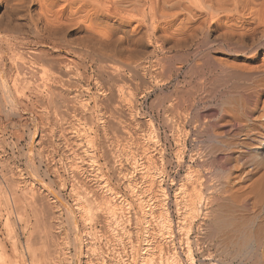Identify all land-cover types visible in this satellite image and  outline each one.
I'll return each mask as SVG.
<instances>
[{
    "label": "rangeland",
    "instance_id": "obj_1",
    "mask_svg": "<svg viewBox=\"0 0 264 264\" xmlns=\"http://www.w3.org/2000/svg\"><path fill=\"white\" fill-rule=\"evenodd\" d=\"M224 20L227 22L226 19H224ZM24 31L25 30H23L21 32V34L24 36V38L25 37L31 38V36H33L32 34H28V35L25 34L24 35L23 33H26L27 30H26V32H24ZM0 32L2 35L6 34L5 36L13 34V32L12 33L10 32L11 33L10 34L9 32H5L4 30H2ZM17 34H19V33H17ZM22 35H20V36H22ZM212 36H213L212 34L203 36V38L200 36L199 39H197L193 42V44L195 46L193 44H191V45H188L187 47L179 49L181 52L179 50L177 52L174 51V52H172L173 57L170 56V55H172V53H169V55L168 54L163 55L161 53H159V54L156 53L159 57L164 58V61H162V65L165 64L166 60L167 61L169 60L168 62L166 61V64L164 65V67H170V70H169V68H166V69H168V73H167V70L165 69L166 72H164L161 75V77L163 79L161 77H159V80H156L155 78H150V76H148V80H150V83L153 81L151 84L152 91L151 90L149 91V89L146 88L147 87L146 85L148 83L142 84L143 81L140 82L141 81L140 79L139 80H133V83L137 81L136 83H134L136 85H140V83H141V86L143 85L142 88L144 89L143 91H141L142 90L141 86H138L141 89L140 88L138 89L137 96H139V97L141 96V97L139 98L136 96L137 105H138L136 113H135L136 117H138L137 118L138 119L137 124L135 122H133L134 124L132 123L133 124L132 125L129 122V119H131V118L128 115L126 118L125 113H124L125 115H123V113L117 114L115 112L118 115V116H116V114L114 113V110H113V113L107 111L108 114L110 113L109 114L110 121H111L110 126L106 127L107 129L103 128L104 131L102 128H99V127H96L97 129L95 128L97 133L99 132L98 138H100L102 136L101 137L102 140L106 139L107 140V141L105 140L106 143L108 142L107 144L110 145V148L112 147L111 148L112 150H114L113 153H114L115 157L117 156L116 157L117 159L122 160V165H120L119 169H117L118 170L117 174H116V172L112 173V170H110L111 171L110 172L107 169V167H105V165L103 166L104 161L100 160L98 153L96 154L95 150L93 149L94 147H92V145L89 144L87 139L85 138V135H87L86 132L87 133L89 132L88 135L91 134V136H94V132L91 131L92 132L91 133L89 131L90 128H88V127H89V125L90 126L92 125V123L90 121H93V123L98 122V121H94V119L95 120L98 119V117L100 116L99 115L100 111H98L99 108H97V109L95 108L96 110H94L95 111L94 112V119L93 118L91 119L90 113L87 110H85L82 105H84L83 102H85V104L87 103L88 105H90L89 108H91V109L94 108L95 104L98 103L96 96L94 97V95L97 93L96 89L100 88V85L97 86V84H95L94 82L90 86H88L86 83H85L86 85L84 83H79L80 86L77 84V86H75V87H77V89L75 87H73V88H74V91L75 90L78 91V93H79L78 97L79 98L77 99V102L75 101L76 103L74 102L75 104L72 103L73 104L72 105L68 96H66V95L68 94V92L73 91V88L71 86H69L68 83L66 84L62 81L60 83V81H58V80L55 81V79H53L55 76V71L52 72L53 70L50 69L47 65L38 66L37 71L39 73L37 71H35V72L39 78H37V76H36V78L30 79L29 75L32 74L31 70H33V69L29 68V65H26L28 68L26 66H24V67L22 66L24 63V59H22L20 57L14 58V56H12V57L9 56L8 60H6V62H5L6 63V73H7V75H9V76L6 75V77H7L6 79L9 80L6 82V84H9L8 86L6 85L7 86L6 88L10 87V89L8 88L7 90L9 91L10 94L12 92L13 93H12V95H10L8 97L10 102L8 101V99L6 97H5L6 99H4V97H1V95H0V97L3 99L2 100L0 98L1 99L0 106L2 105L0 107V111H2V109H3V111L6 109L4 112H2L4 115L3 114L1 115V112H0V188H1L0 189V191H1L0 192V203L2 202L1 203L2 207L4 205L3 208L0 206L1 207V209H0V241H1L0 242V255L6 254L5 256L1 255L2 257L4 256L5 259H6V257H9L6 260L7 263L9 262L8 264H14V263L15 264H139L140 260H141L140 259L141 258L140 253L142 252L141 247H143L144 242H145V241H143V240H145V238H144L145 236L143 234L145 230L143 229V227H147V225H148L149 235L151 234L149 239H152L153 242L156 241L155 242L156 244L157 243L161 244L162 242H164V243L166 242L167 243L166 248H168L167 250H169V251H166L168 256H172L173 251H174L172 249V247L174 245V248H176V253L180 254V255H177V254H175V255L178 257V259L180 258L182 260L181 264H187V262H188V258H187L188 257V255H187V250H188V247H187V241H188L187 240L188 239L187 238L188 237L187 231L189 230L188 229L189 224H188L187 228L185 226H183V225H186L187 223L184 224V220H183V219H185V215L183 214L184 209L182 211L181 206H177V202L180 199V198H178L179 194L175 195V193L178 192L177 187H179V185H180L179 183L186 180V178L184 176L188 175L189 167L194 168V166H196V165H197L196 169L198 171H200L202 175L205 173L207 175V177L210 174H212V176H213L214 175L213 172L215 173V175H214L215 178L212 177L214 179H217V177L221 178L224 174L222 171H220V170H222L221 169L222 164L218 161H214L215 163H213V159L206 156V154H208V151H210L212 148H215V146L217 144L216 140H215L216 137L215 136L213 137L214 132H217V130H216L217 128L215 129L212 126L214 124V121H216L217 118L214 119V117H213V119L210 120L211 121L210 123H212V125L210 123H206V125L209 124L210 128H212L214 130H212L210 128L203 129V133L201 132L202 134L200 133V136H199V133H197V132L195 133L190 125H188V126L185 125L186 126L185 127L183 124H181L178 121V117L181 118V116H179V113H180V115H182V117L186 113V111H184L185 113H183V110H182L183 105H181V104H183L182 102L185 101L186 99L187 100L185 102H187V101L189 102V100H188L189 97H190L189 99H193L192 97H197V99L199 100V103L196 105V107H195L196 109L195 108L193 109L196 113H194V111L192 110L189 117L190 116L194 117L195 115L197 116L198 113H202L201 115L199 114L200 117L199 116H197V117L203 119L204 116L209 117V116H207L209 114L219 113L221 111L220 109H222L224 106L227 107L229 105L227 103L229 100H230L229 103L231 105L234 103L235 104H241V102L244 99V98L242 99L241 95H243V97H244V91H246L245 89L248 87L247 85L250 84V83H247V81L244 82V80L240 81L238 79V81H237L236 79H231L229 77H228L229 78L228 79L227 76H224L220 72V70L219 71L217 70L218 68L216 69V65L214 63H213V65L207 64V63L212 64V61L210 60V62H209V59L206 57V55L208 54V50H209V53H211L210 55L216 56V58L221 57V58H223L222 60H226L229 63H236L237 62L236 64L243 65L245 62L244 58L243 57H237L238 55H235L236 53L234 51L233 52H227L226 49L223 50L222 48H220L221 46L214 42L215 38ZM207 41H210V43ZM206 43H209V44L206 45ZM210 45H212V46H210ZM193 46H194V48H193ZM199 47H201L200 50H199ZM206 47H207V49H206ZM204 48L206 49L207 53H203V51L205 52ZM218 48L220 49V51L218 50ZM187 49H188V51H187ZM195 50H197V52H195ZM222 50L224 51V55L222 53ZM199 51L200 52L202 51V52L199 53ZM213 51H215V52H213ZM187 52L190 53V57H188L189 53L187 56ZM218 52H220V53H218ZM196 53H198V54H196ZM177 54L181 55V56L183 55V56L182 57L180 56V58L178 56L179 59L175 58L177 56ZM200 54L204 55V56H198ZM167 55H168V57L170 56V58H172V59H170V58L168 59ZM184 56H187V57L185 58ZM194 56H196V57H194ZM165 57H166V59H165ZM203 57H205V59ZM11 58H13V60ZM183 58L185 59V61L183 60ZM194 58H195V60H193ZM186 59H187V61H186ZM69 60H71V57H70V59L67 58V61H69ZM199 60H202V62L204 64H201V65L198 64ZM204 60H206V61H204ZM229 60H231V61L234 60V61L231 62ZM235 60H236V62H235ZM173 61H175V62H173ZM183 61H184V63H183ZM180 62H182V63H180ZM200 62L201 61H199V63ZM205 62H207V63H205ZM172 63L175 64L174 67L170 66V64L173 65ZM19 64H20V66H22L24 68L23 70H20L21 67H19L20 74L17 72V68H18L17 65H19ZM194 64H196V65L194 66ZM166 65H169V66H166ZM189 65H191V66L189 67ZM202 65H203V67H202ZM179 66L180 67L182 66V67L179 69ZM82 67H84V66L81 65V66H79V68H77L74 65H72L70 70H72L75 73L76 72L79 73L80 71H81V73L83 71L85 72V69ZM45 68H46V70H45ZM177 68L179 69L178 74L176 72L178 70ZM8 69L11 71L12 74L14 72L15 73L12 75ZM11 69H13V70H11ZM28 69H31V70L29 71ZM78 69L80 70L79 72H78ZM188 69H190V71ZM197 69H198V74L196 73ZM212 69H216V70H213V74H212ZM186 70H187V72H186ZM210 70H211V72H210ZM22 71H24V72H22ZM181 71H183V72H181ZM193 72H195V73H193ZM201 72H203V74ZM167 74L171 75V76L169 75L171 77V79H170V77L167 76ZM214 74H216L217 76ZM10 75H12V77H10ZM203 75H204V77H203ZM177 76H179V78ZM47 77H49V79ZM172 77L174 80L172 79ZM220 77H223V78H220ZM203 78H205V79H203ZM216 78H218V79H216ZM151 79H152V81H151ZM166 79H167V81H169V80L170 81L167 82ZM194 80L197 83L198 82L199 83L197 84ZM229 80L232 83V85L230 82H228ZM157 81H160V83H158ZM181 81L183 82V84ZM226 81L229 84L225 83ZM178 82H179V84H178ZM189 82H191L192 84ZM208 82H209V84H208ZM100 83H102V82H100ZM144 83H146V82H144ZM56 84H57V86H56ZM110 84H113V82L108 81L107 85H110ZM202 84H203V86H202ZM235 84H236V86H235ZM237 84H238V86H237ZM11 85H12V87H11ZM94 85H95V87H94ZM102 85H104V83ZM192 85L196 86L197 88L194 86L191 87ZM199 85H200V87H199ZM217 86H218V88H217ZM27 87L28 88L30 87V88L28 89ZM49 87H50V90H48ZM87 87L91 88L93 93L95 92L94 94L92 93L93 94V95H91L92 97L89 94H86L87 93L86 91L88 90ZM202 87L204 88V90ZM240 87H242V89ZM0 88H1L0 89V92H1L2 91L1 80H0ZM53 88L55 90L57 88V90L58 91L60 90V92H57V90L55 91ZM187 88H189L190 91L191 90L192 91L194 90V91L188 92ZM193 88H195V89H193ZM200 88H201V91H200ZM231 88H233V89H231ZM67 89H68V91H67ZM215 89H216V91H215ZM35 90H37V91H35ZM196 90H198V91H196ZM206 90H208L207 93H205ZM42 91H43V93H42ZM51 91H53V92H51ZM63 91H65V92H63ZM148 91H149V93H147ZM176 91L179 93H177ZM183 91H184V94H185V92H188V93L184 95L182 93ZM180 92L182 93V96L184 95L183 96L184 98H186V96L188 98H186V99L182 98V100L184 99L183 101L180 100V98L182 97V96H180L181 95ZM212 92H214L215 95ZM81 93L83 96H81ZM193 93H195L196 95L198 94V95L195 96V94H193ZM225 93L228 95H225ZM38 94H40V95H38ZM188 94H190V96ZM200 94L202 96H200ZM16 95L18 97H20V99L18 97H16ZM235 95L236 96L239 95V98H238V96L236 97ZM62 96H64V97H62ZM10 97H11V99H10ZM177 97H179L178 99L180 100L181 103L176 102V100L178 101ZM13 98H15V99L13 100ZM50 98H52L53 101ZM88 98H89V100H88ZM203 98H205V100ZM236 98H237L238 102H237ZM263 98L264 97H262V99ZM42 99H44V100H42ZM79 99H80V101H79ZM206 99H208V100H206ZM231 99L233 100V102ZM11 100H13V101H11ZM174 100H175V102H173ZM225 100H227L226 103H225ZM36 101H38L40 103H38ZM81 101H83V102H81ZM90 101H91V103H90ZM170 101H172V103ZM1 102L3 104H1ZM80 102H81L82 108H81V106L79 108ZM221 102H222V104H221ZM8 103H10L11 105ZM26 103L28 105H26ZM52 103H55V106ZM65 103L67 104V106ZM174 103L176 106L174 105ZM219 103H220V105H219ZM70 105H71V107H70ZM91 105H93V107ZM167 105H168V108L166 107ZM177 105H179L182 108L179 109L180 107L179 106L177 107ZM221 105H223V106L220 107ZM170 106H171V108H169ZM165 107H166V109H165ZM174 107H176L177 110L179 109L180 111H176L177 113L175 112L173 114L172 111L176 110ZM70 108H72V109H70ZM73 109L75 110V113L73 112L74 111ZM163 109H164V111H163ZM170 109H173L169 113L171 115L173 114L172 116L167 115L168 113L166 112V111H169ZM200 109L202 110V112L200 111ZM82 110H85V112ZM139 110H140V112L141 111L142 112L140 113ZM67 111H69V112L67 113ZM157 112H158V114H157ZM206 112H207V114H206ZM97 113H99V114H97ZM204 113H205V115H204ZM81 114H82V116H81ZM84 114H85V116H83ZM114 115L116 116L115 120H117V121L114 120V117H115ZM177 115H178V117H177ZM185 115L188 116V114H185ZM74 116H76V117L74 118ZM87 116H90V117H87ZM121 116H124V117H121ZM164 116H166V117H164ZM84 117L88 118L89 120L91 119V120L88 122V119H87L86 123L87 122L88 123L86 124L85 123L86 119ZM111 117H113V119H111ZM174 117H176V119ZM164 118H167L168 120L167 119L165 120ZM113 121H115V122H113ZM130 121L132 122V120H130ZM150 121H151V123H150ZM167 121H169V122H167ZM174 121H175V123L178 124V125L175 124V126H177L179 128L183 127V129L182 128L179 129L175 126L173 128L174 123H172V122H174ZM261 121L262 122H260L259 124L263 123V120H261ZM147 122H149L151 124V126L153 124L152 122H154L155 125L153 124V126H152L154 128H152L150 126V124ZM164 122H166V123H164ZM170 122L172 124H169ZM114 123H115V126H112ZM128 123H129V125H128ZM167 123L169 125H167ZM111 126L116 127L115 128L116 133H115V129L114 130L112 129L114 132L112 130H109V129H111ZM167 126L169 128H170V126H172V127L170 129H168ZM262 128L263 127L260 126V130H256L253 132L250 131L251 135L253 133V136L249 135V137L245 135V133H246L245 131H242L240 133V135H238L239 136L238 138H237V136H236V138L234 137V141H237V140H239L241 142L245 141L246 143H251L252 145L257 146L259 143L258 139H260L259 138L260 135H264V130H263L264 128L263 129ZM85 129H86V131H85ZM176 129H179V132ZM206 130L209 131L210 134ZM111 131H112V133H111ZM204 131H206L208 134ZM193 132H194V135H193ZM250 132H249V134H250ZM254 132H255V134H254ZM104 134L106 135L105 139H104V136H105ZM81 136H83V137H81ZM209 136H211V137L209 138ZM245 136L248 138V140ZM250 136L252 137V139ZM192 137H194V138H192ZM98 138H96V139H98ZM213 138H214V140H213ZM69 139H70V142H69ZM73 139H74V141H73ZM78 140L81 142H79ZM210 140H211V142H210ZM252 141H253V143H252ZM73 142H75V143H73ZM212 143H214V144H212ZM212 145H214V146H212ZM75 146H77V147H75ZM217 146H218V144H217ZM76 148L78 149L79 152L78 151L75 152V150H77ZM81 148H82V150H81ZM85 150H87L88 152ZM81 151L83 153H81ZM84 152H85V154H84ZM93 152L95 154H93ZM88 153L89 154L91 153L93 157H96V158H94L95 161H91L94 159H92L93 157L91 155L89 157ZM195 153H196V156H198V158L196 160H193V156L195 157ZM197 153H199V154L197 155ZM200 154H202V157L200 156ZM203 155H205V156H203ZM88 157L91 160H89ZM204 158L207 161V163H206V161L205 162L203 161ZM198 159L202 160V162ZM210 159L212 160V162L210 161ZM132 160H134V161H132ZM90 161H91V163H90ZM92 162H94V163H92ZM96 162L98 163L97 164L98 166L96 165ZM239 162H241V161H239ZM239 162L237 163L234 161L233 164L239 165L240 164ZM201 163H203V164H201ZM204 163H205V165H204ZM206 164H207V166H206ZM72 165H74V166H72ZM75 165L78 167L74 168ZM80 166H82V167L80 168ZM239 166H242V163ZM96 167L97 168L100 167V171ZM72 168H73V170H72ZM55 170L57 173L61 174L60 179L58 177V174L55 172ZM80 170H81V173H80ZM217 170H218V172H217ZM73 171H76V172H73ZM205 171H207V172H205ZM90 172H92V173H90ZM220 172L222 174H220V177H219V175L217 176V174ZM115 174H116V176H115ZM147 174L148 175L150 174L151 176L150 175L148 176ZM93 175H94V177H93ZM36 176H37V178H36ZM62 176H63V178H62ZM97 176H99V177H97ZM101 176H103V177L101 178ZM81 177H82V179H79ZM4 178H7V180L3 181ZM98 178H100V179H98ZM150 178L154 179L156 183L158 181L159 184H157V185L160 187L156 186L157 189L155 188L152 191L150 184H149L151 181ZM81 180H82V182H81ZM100 180L102 181L103 184L101 183ZM5 181L7 182V184ZM12 181H14V183ZM71 181L73 182V185L74 184L77 185L78 183L80 185L78 184L75 188L74 187L75 185L73 186ZM75 181H76V183H75ZM85 181L88 184V186L90 187L89 190H91V192H89V190H88V192H85L87 190V189H84V188H86V186L83 187L84 186L83 182L85 183ZM89 182H91V184ZM97 182H99V183H97ZM13 184L16 186L15 189H13L14 188ZM98 184L101 186H99ZM47 186H49V187H47ZM78 186H79V188H78ZM81 186L83 188H81ZM91 186H93L92 189H91ZM10 188H12V189H10ZM72 188H74L73 190H75L76 192L74 191V193H73ZM77 188H78V190H76ZM163 188L166 190L167 194L169 193L167 196L162 195V190H164ZM82 189H84L85 191ZM93 189L96 192H100V191H102V192H100L98 194V193L92 191ZM110 189H112L111 191L114 192V194L110 191ZM10 190L12 193L10 192ZM16 190H17V192L14 193L13 191H16ZM52 192L56 193L57 195L59 194L58 195V197L60 196L59 199H55L54 194ZM110 192H111V195H110ZM92 193H93V195H92ZM11 194H12V196H11ZM14 194L17 196L18 195H22V196L21 197L18 196V198L17 197L13 198V196L15 197ZM94 194L95 195L98 194L101 196H98V195L95 196ZM103 195L105 198L107 196H109L110 201L105 200V198H103ZM39 196H41V197H39ZM7 197H8V199H6ZM38 197L40 198V202H39V199H38V201L36 199ZM87 197H88V199H86ZM90 197H93L94 199L90 198ZM89 198L94 200V201L97 198L96 200L99 203H103L104 200L106 202L108 201L109 203L111 202L110 207L109 208L107 207V206H109V204L108 205L101 204L102 206L97 209L96 208L97 206H95V204L97 202L95 201V204H94L93 203L94 201L92 202V200H90ZM4 199H6V200H4ZM14 199H16V200H14ZM101 199H104V200H101ZM7 201L10 203H8ZM42 201H43V203H42ZM105 201H104V203H105ZM175 201H177L176 204H175ZM47 202L49 205L47 204ZM76 202L79 205L81 203L82 206L81 205L79 206ZM88 202H89V204H88ZM5 203H8V204L6 205ZM86 203L88 204L87 206H86ZM40 204L42 206H40ZM64 204H66V205H64ZM90 204H91V206H90ZM8 205H10L11 207ZM50 205L52 206V209L50 208L51 207ZM6 206H8L9 209ZM47 206H49V207H47ZM83 206L85 208H88V209H84ZM164 206L168 212V215L170 214V218L172 221L171 222L172 223V230H171L172 233L170 235L168 234L170 237H168V235H166L167 234L166 229H165V227L162 226V223H161V219L163 217L162 212L164 211ZM77 207H80V208L82 207L87 212L84 211L83 209L79 211L80 208H77ZM178 207L180 208V210H178L179 209ZM91 208L93 210H91ZM111 209H112L113 213L111 212ZM69 210H70V212H73V213H70ZM109 210H110V212H109ZM89 211H91V212L89 213ZM150 216H152V217H150ZM202 216L204 219L202 218ZM205 216H206V218H205ZM205 216H204V214L199 215L198 219L194 220V224L192 226L193 228L190 231L191 235L189 236L190 237L189 243L192 242V244H190L192 254L195 257V259L197 260V262H198L197 264H204V263L208 264L210 262H214V261H210L209 258L206 257L207 253L205 252V248H207V247L206 246L203 247L202 245H199L198 243L200 241H197V240H200L204 235L205 236L207 235L206 237H210L212 235V237L214 236V239L218 238L219 240H221V238H225V236H224L225 234L219 233L218 235H213V234H215V231H216L215 225L212 222V221H214V217H213V215H208V216L205 215ZM141 217L143 219L146 218V220H148V218L149 219L151 218V220H149V221L145 220L146 221L145 222ZM140 218L142 220H140ZM207 219H208V221H207ZM181 221H183V222H181ZM205 221H207L208 224ZM140 222H142V223L140 224ZM148 222H150V224H148ZM199 222L200 223L205 222V223L200 224ZM210 223H213L212 224L213 228L207 227V226H209ZM139 225L140 226L143 225V227L141 228ZM201 225H202L203 229L202 228L200 229ZM198 226H200V227H198ZM210 226H211V224H210ZM140 228H141V230H140ZM210 228L213 230L211 231ZM135 230H136V232H135ZM11 233H12V235H11ZM136 233L138 235H136ZM12 236H13V239H10V238H12ZM163 236H165L166 239H164ZM142 238H144V239H142ZM12 240L15 242V244ZM167 240H169V241H167ZM215 240H217V239H215ZM137 243L139 244V247H138ZM1 244L3 246H1ZM170 245H171V247H170ZM50 246H52L53 248ZM140 248H141V251L138 250ZM166 248H165V250H166ZM134 250H136V251H134ZM170 250L171 251L173 250V251L171 252ZM137 252H139V254ZM223 252H225L226 255L228 253L227 256L225 255V253L223 255L224 261H226V260L228 261V259H230V256H232L235 251H234L233 247H230V248H224ZM142 253H141V256L143 255ZM203 253L205 255H203ZM229 253H230V255H229ZM176 256H174V257L176 258ZM2 257H0V258H2ZM135 259H137L139 261V263H137V260H135ZM176 260H177V258H176ZM36 262H38V263H36ZM174 262H175V259H174ZM174 262H173V264H174ZM7 263H5V264H7ZM225 263L226 262H224V264ZM175 264H178V263H175Z\"/></svg>",
    "mask_w": 264,
    "mask_h": 264
},
{
    "label": "bare ground",
    "instance_id": "obj_2",
    "mask_svg": "<svg viewBox=\"0 0 264 264\" xmlns=\"http://www.w3.org/2000/svg\"><path fill=\"white\" fill-rule=\"evenodd\" d=\"M224 19H226L227 22ZM2 30H4L5 32H9V33L13 32V34L10 33L11 35L7 34L9 37L5 36L6 34H3L4 35L3 36L0 32V80H1V84H2V91L0 92V95H1V97H4V99H6V98L8 99V97L10 95H12V93H13L12 92L10 94L9 91L7 90L8 88L10 89V87L6 88L9 85V84H6V82L9 80L6 79L7 73H6V63L5 62H6V60H8L9 56L10 57L14 56V58L20 57V58L24 59V63L22 66L24 67L26 65H29V68L33 69V70L28 69L29 71L31 70V72H32V74L29 75L30 79L36 78L37 75H36L35 71H37L38 66L47 65L50 69L53 70L52 72L55 71V76L53 78V79H55V81L58 80V81H60V83H61V81L66 83V84L68 83L69 86H71L72 88L77 86V84L80 86L79 83H84V84L86 83L88 86H90L94 82L95 84H97V86L100 85V88L96 89L97 93L94 95V97L96 96V99L98 101V103L95 104L94 108H92V109L89 108L90 105H88L87 103L85 104V102L81 101L84 103V105H82L83 108L90 113L91 119L92 118L94 119V112H95L94 110L99 108L98 111H100V114L97 113L100 115L98 117V119L97 120L94 119V121H98V122L93 123V121H90L91 119L89 120L88 118L84 117L86 119L85 123H86L87 119H88V122L90 121L92 123L91 126L89 125L90 123L88 124L89 125L88 128H90L89 131L94 132V136H91V134L88 135L89 132L88 133L86 132L87 135H85V138L87 139L88 143L91 144L92 147H94L93 149L95 150L96 154L98 153L100 160L104 161L103 166L105 165V167H107V169L109 171L112 170V173L116 172V174L118 172L117 169H119V166L122 165V160L117 159L116 158L117 156L115 157V155L113 153L114 150L111 149L112 147L110 148V145L107 144L108 142L106 143L107 140L105 139V137H106L105 134H104L105 135L104 139L106 141L102 140V138H101L102 136L100 138H98L99 132L97 133L96 127H99L102 129L109 127L111 124V121H110V116H109L110 113L108 114V112L113 113V110H114V113L116 112L117 114L118 113H121V114L123 113V115L126 114V118L128 115L131 118V119L128 118L129 122L131 124L133 122H135L137 124V120H138L137 118L138 117H136L135 113H136L138 105H137L136 96L138 94L137 91L140 88L138 86H141L140 82L143 81L142 84L148 83L146 85L147 86L146 88H148L149 91L150 90L152 91L151 84L153 81L151 79L152 82L150 83V80H148V76H150V78H155L156 80H159V77H161V75L164 72H166L165 71L166 68H169V70H170V67H164L167 60L165 61V64L162 65V61H164V58L159 57L156 53H158V54L161 53L163 55L164 54L169 55V53H172L174 51L177 52L179 49L193 44V42L195 40L199 39L200 36L203 38V36L212 34L213 35L212 37L215 38L214 42L219 44L221 46L220 48H222L223 50L226 49L227 52H233L234 51L236 53V54L235 53L234 54L238 55L237 57H243L245 62L243 65H239V64H236L237 63L236 60L238 59L237 57H236L237 59L235 60L236 63H229L226 60H222L223 58H221V57H220L221 58L220 59L219 57L216 58V56L210 55L211 53H209V50H208V54L206 55V57L209 59V62H210V60L212 61V64L205 62L209 65H213V63H214L216 65V69L218 68L217 70L218 71L220 70V72L224 76H227V78L229 77L231 79H236L237 81H238V79L240 81L244 80V82L247 81V83H250L249 84L250 86L247 85L248 87L245 89L246 91H244V97H243V95L240 94L242 96V99L244 98L243 101L241 102V104H235L234 103L231 105L229 103V101H230L229 100L227 102L229 105L227 107L224 106L222 109H220L221 111L219 113L209 114V115H207L209 117L204 116V118L202 117L203 119L197 117V116H199V114L201 115L202 113H198L197 116L195 115L196 117L195 116L189 117L192 110L199 103V100L197 99V97L191 96L193 99H189L190 97L188 98L186 96V98H188L189 102L188 101L185 102L187 99L184 98L183 96L185 94H187L190 90H189V88H187L188 92H185V94L183 91L182 92L184 94L183 96H182V93L180 92L181 93L180 96H182L180 98V100H182V98L186 99L185 101H183L184 100L183 99L182 100L183 104H181V105H183V109H182L183 113H185L184 111H186L185 114H188V116H186L184 114L185 116L183 115V117H182V115H180V113H179V116H181V118L178 117V115H177L178 121L181 124H183L184 126L190 125L192 127L193 131L195 133L196 132L199 133V136H200V133L201 132L203 133V129L210 128V125L209 124L206 125V123H210L211 122L210 120L213 119V117H214V119L217 118L216 121H214L213 125H212V123H210V124L215 129L217 128L216 129L217 132L213 131L214 132L213 137L215 136L217 138V139L215 138V140H216V143L218 144V146L216 144L217 147L216 146H215V148L211 147L212 149L210 151L207 150L208 154H206L207 152L205 154L209 158L213 159V163H215L214 161H218L222 164V168H221L222 170H220V171H222L224 175L221 178H218L217 176L219 175V177H220V174H222L220 172L216 176L217 179H214L215 178L214 172H213V174H214L213 176H212V174L209 175L207 173L209 175L207 177V175L205 173L202 175L201 172L196 169V166H197L196 164H195L196 166H194V168L188 166L189 167L188 175L184 176L186 178V180L179 183L180 185H179V187H177L178 192H176L175 195L179 194L178 198H180V199L178 200V202L175 201V204L177 202V206H181L182 211L184 209L185 213L183 212V214L185 215V219H183V220H184V224H186V223L187 224L183 225V226H185L187 228V226L189 224V228H188L189 230L187 229L188 230L187 231V235H188V237H187L188 238L187 239L188 240L187 241L188 262H187V264H197L198 263L192 254L191 245H190V244H192V242L189 243V238H190L189 236L191 235L190 231L193 228L192 226L194 224V220L198 219L199 215H203V214H204V216L205 215H207V216L213 215V217H214V221H212V222L215 225L216 231H215V234H213V235H218L219 233L225 234L224 235L225 238H221V240H219L218 238H215V239H217V240H215L214 236L212 237V235L210 236L211 238L206 237L207 235L206 236L204 235L200 240L196 239L197 241H200L198 243L199 245H202L203 247L204 246L207 247V248H205V252L207 253L206 257H208L210 261H214V262H210L208 264H224V262H226L225 264H236V263L237 264H264V135H260V137H259L260 139H258L259 143L257 146H254L251 143H246L245 141H243V142H241L239 140L234 141V137L236 138V136H237V138H238L239 137L238 135H240V133L242 131H245L246 132L245 135L249 137V135H251V132L256 131V130H260V126H262L264 128V98L262 99V97H264V0H0V31H2ZM23 30H25L24 32H26V30H27L26 33H23L24 35L25 34L26 35L32 34L33 36L30 35L31 38L30 37L24 38V36L21 34V32ZM17 33H19V34H17ZM20 35H22V36H20ZM207 42L210 43V41H207ZM209 43H206V45ZM194 46H193V48H194ZM210 46H212V45H210ZM207 47H206V49H207ZM200 48L201 47H199V50H200ZM206 49H205V52L202 50L203 53H207ZM218 50L220 51L219 48H218ZM223 50H222V53L224 55ZM187 51H188V49H187ZM195 52H197V50H195ZM201 52L199 51V53H201ZM213 52H215V51H213ZM188 53L189 52H187V56H188ZM218 53H220V52H218ZM196 54H198V53H196ZM168 55H167V57H168ZM170 56L173 57V53ZM170 56L168 57V59L170 58ZM178 56L180 58L181 55L177 54V56L175 58H178ZM187 56H184V57L186 58ZM198 56H204V55L200 54ZM70 57H71V60L67 61V58L70 59ZM188 57H190V53H189ZM194 57H196V56H194ZM203 58L205 59V57H203ZM11 59L13 60V58H11ZM165 59H166V57H165ZM170 59H172V58H170ZM187 59H186V61H187ZM183 60L185 61L184 58H183ZM193 60H195V58ZM184 61H183V63H184ZM199 61L202 62V60H199ZM199 61H198V64H200V65L204 64L203 62L199 63ZM204 61H206V60H204ZM229 61H231V60H229ZM232 61H234V60H232ZM173 62H175V61H173ZM180 63H182V62H180ZM172 64L173 65L170 64V66L174 67L175 64L174 63H172ZM72 65H74L77 68H79V66L83 65L84 67H82V68L85 69V72L83 71L81 73V71L79 69H78V72L80 71L79 73L73 72L72 70H70ZM195 65L196 64H194V66ZM22 66H20V64L17 65V67H18L17 72L19 74H20V70L24 69ZM166 66H169V65H166ZM190 66L191 65H189V67ZM19 67H21L20 70H19ZM181 67L179 66V69ZM202 67H203V65H202ZM179 69L176 71L177 74L179 72ZM216 69H212V74H213V70H216ZM11 70H13V69H11ZM45 70H46V68H45ZM166 70L168 73V69H166ZM188 70L190 71V69H188ZM9 72L11 73L10 70H9ZM22 72H24V71H22ZM181 72H183V71H181ZM186 72H187V70H186ZM195 72H193V73H195ZM210 72H211V70H210ZM196 73L198 74V69H197ZM201 73L203 74V72H201ZM12 75H10V77H12ZM169 75L170 74H167L168 77L171 76V75L170 76ZM204 75H203V77H204ZM214 75H216V74H214ZM7 76H9V75H7ZM177 77L179 78V76H177ZM37 78H39V77L37 76ZM47 78L49 79V77H47ZM220 78H223V77H220ZM139 79L141 80L140 82L138 81L140 83V85L134 84L137 81L133 83V80H139ZM170 79H171V77H170ZM172 79H173V77H172ZM203 79H205V78H203ZM216 79H218V78H216ZM230 80L228 82H230ZM108 81H110V82L112 81L113 84L107 85ZM166 81H167V79H166ZM169 81H167V82H169ZM100 82H102V83H100ZM144 82H146V83H144ZM157 82L160 83V81H157ZM228 82L226 81L225 83H228ZM103 83H104V85H102ZM189 83H191V82H189ZM178 84H179V82H178ZM182 84H183V82H182ZM208 84H209V82H208ZM231 85H232V83H231ZM56 86H57V84H56ZM142 86H141V88H142ZM193 86L194 85H192L191 87H193ZM202 86H203V84H202ZM235 86H236V84H235ZM237 86H238V84H237ZM11 87H12V85H11ZM94 87H95V85H94ZM194 87H196V86H194ZM199 87H200V85H199ZM242 87H240V88L242 89ZM75 88L77 89V87H75ZM217 88H218V86H217ZM233 88H231V89H233ZM193 89H195V88H193ZM48 90H50V87L48 88ZM56 90H57V88H56ZM143 90L144 89L142 88L141 91H143ZM198 90H196V91H198ZM203 90H204V88H203ZM35 91H37V90H35ZM53 91H51V92H53ZM67 91H68V89H67ZM149 91L147 93H149ZM200 91H201V88H200ZM207 91L208 90H206L205 93H207ZM215 91H216V89H215ZM57 92H60V90L59 91L57 90ZM63 92H65V91H63ZM86 92H87L86 94H89L90 96L95 93V92L94 93L92 92L91 88H88V90ZM42 93H43V91H42ZM177 93H179V92H177ZM212 93L214 94V92H212ZM226 93H225V95H228ZM190 94H188V95L190 96ZM193 94H195V93H193ZM38 95H40V94H38ZM197 95L195 94V96H197ZM64 96H62V97H64ZM66 96H68V98L72 104L75 101L77 102V99L79 98L78 97L79 93L77 90L74 91V88H73V91L68 92V94ZM81 96H83L82 93H81ZM200 96H202V95L200 94ZM237 96L239 98V95H237ZM16 97H18V96L16 95ZM137 97H139V96H137ZM18 98L20 99V97H18ZM178 98L179 97H177V99ZM205 98H203V99L205 100ZM1 99H0V101H1ZM10 99H11V97H10ZM14 99L15 98H13V100ZM50 99L53 101L52 98H50ZM13 100H11V101H13ZM42 100H44V99H42ZM88 100H89V98H88ZM175 100L173 102H175ZM180 100L178 99V101L176 100V102L179 103ZM206 100H208V99H206ZM227 100H225V103ZM236 100H237V98H236ZM8 101L10 102L9 99H8ZM38 101H36V102H38ZM79 101H80V99H79ZM81 102L79 104V108L81 106ZM170 102L172 103V101H170ZM232 102H233V100H232ZM237 102H238V100H237ZM38 103H40V102H38ZM90 103H91V101H90ZM1 104H3V103L1 102ZM8 104H10V103H8ZM52 104H54V106H55V103H52ZM221 104H222V102H221ZM26 105H28V104L26 103ZM174 105H175V103H174ZM219 105H220V103H219ZM66 106H67V104H66ZM82 106H81V108H82ZM91 106L93 107V105H91ZM171 106L169 108H171ZM178 106L179 105H177V107ZM222 106L223 105H221L220 107H222ZM70 107H71V105H70ZM166 107L168 108V105ZM166 107H165V109H166ZM174 108L176 110L172 111L173 109H170L169 111H166L168 113V114L167 113L166 114L171 115V114H169L170 111H172V113L174 114L176 111H180L179 109H181L182 107H180L178 110L176 107H174ZM70 109H72V108H70ZM85 110H82V111L85 112ZM4 111H3V109H2V111H0L1 115L3 114L2 112H4ZM163 111H164V109H163ZM200 111L202 112L201 109H200ZM68 112L69 111H67V113ZM73 112L75 113V110ZM139 112H140V110H139ZM194 113H196V112L194 111ZM82 114H81V116H82ZM117 114H116V116H118ZM157 114H158V112H157ZM206 114H207V112H206ZM204 115H205V113H204ZM83 116H85V114ZM116 116L114 117V120H115ZM75 117L76 116H74V118ZM87 117H90V116H87ZM113 117H111V119H113ZM121 117H124V116H121ZM164 117H166V116H164ZM174 118L176 119V117H174ZM164 119L166 120L167 118H164ZM130 120H132V122ZM261 120H263V123L259 124L260 122H262ZM115 121H117V120H115ZM115 121H113V122H115ZM151 121H150V123H151ZM167 122H169V121H167ZM147 123H149V122H147ZM152 123L154 124V122H152ZM164 123H166V122H164ZM172 123H174V125H173V128H174L175 124H177V123H175V121ZM172 123L170 122L169 124H172ZM153 124H152V126H153ZM169 124L167 123V125H169ZM128 125H129V123H128ZM112 126H115V123ZM112 126H111V129H109V130H112V129L114 130L116 128V127H112ZM150 126H151V124H150ZM171 127L172 126H170V128ZM175 127H177V126H175ZM152 128H154V127H152ZM170 128L168 127V129H170ZM177 128H179V127H177ZM181 128L183 129V127H181ZM181 128H179V129H181ZM179 129H176V130H178V132H179ZM210 129H212V128H210ZM212 130H214V129H212ZM85 131H86V129H85ZM103 131H104V129H103ZM112 131H111V133H112ZM206 131H204V132H206ZM194 132H193V135H194ZM207 132L209 133V131H207ZM249 132H250V134H249ZM115 133H116V129H115ZM254 134H255V132H254ZM251 136H253V133ZM81 137H83V136H81ZM210 137L211 136H209V138ZM96 138H98V139H96ZM192 138H194V137H192ZM251 139H252V137H251ZM213 140H214V138H213ZM247 140H248V138H247ZM73 141H74V139H73ZM69 142H70V139H69ZM79 142H81V141H79ZM210 142H211V140H210ZM73 143H75V142H73ZM252 143H253V141H252ZM212 144H214V143H212ZM212 146H214V145H212ZM75 147H77V146H75ZM81 150H82V148H81ZM77 151H78V149L75 150V152H77ZM85 151H87V150H85ZM81 153H83V152L81 151ZM84 154H85V152H84ZM93 154H95V153L93 152ZM198 154L199 153H197V155ZM90 155L92 156L91 153L89 154V157H90ZM200 156L202 157V154H200ZM203 156H205V155H203ZM89 157H88V159H89ZM94 158H96V157H93L92 159H94ZM197 158H198V156H196V153H195V157L193 156V160H196ZM211 159H210V161L212 162ZM89 160H91V159H89ZM198 160H200V159H198ZM91 161H95V159L91 160ZM91 161H90V163H91ZM132 161H134V160H132ZM200 161L202 162V160H200ZM203 161L204 162L206 161L205 158ZM234 161L237 163L239 161H241V162H239L240 163L239 165H241V163H242V166H239L238 164H233ZM92 163H94V162H92ZM206 163H207V161H206ZM97 164L98 163L96 162V165ZM201 164H203V163H201ZM204 165H205V163H204ZM72 166H74V165H72ZM82 166H80V168ZM206 166H207V164H206ZM76 167H78V166L75 165L74 168H76ZM97 169H99V171H100V167H98ZM72 170H73V168H72ZM76 171H73V172H76ZM55 172H56V170H55ZM205 172H207V171H205ZM217 172H218V170H217ZM80 173H81V170H80ZM90 173H92V172H90ZM57 174H58V177L60 179L61 174H59V173H57ZM116 174H115V176H116ZM93 177H94V175H93ZM97 177H99V176H97ZM102 177L103 176H101V178ZM212 177H214V178H212ZM36 178H37V176H36ZM62 178H63V176H62ZM79 179H82V177ZM98 179H100V178H98ZM4 180H7V178H4L3 181ZM12 182L14 183V181H12ZM81 182H82V180H81ZM91 182H89V183L91 184ZM99 182H97V183H99ZM75 183H76V181H75ZM101 183H102V181H101ZM6 184H7V182H6ZM149 184H150L152 191H153V189L156 188V186L160 187L157 185V184H159L158 181L156 183L154 179H151ZM72 185H73V182H72ZM77 185H75L74 187L76 188ZM83 185H82L83 187L86 186V188H84V189H87V190L86 191L84 189H82V190H84L85 192H88L90 187L88 186L86 181H85V183L83 182ZM82 186H81V188H83ZM99 186H101V185H99ZM15 187L16 186L14 185L13 189H15ZM47 187H49V186H47ZM92 187L93 186H91V189H92ZM78 188H79V186H78ZM78 188L76 190H78ZM10 189H12V188H10ZM73 189L74 188H72V190ZM94 189L92 191H94ZM111 190L112 189H110V191ZM74 191L75 190H73V193H74ZM10 192H11V190H10ZM13 192L15 193V192H17V190L13 191ZM89 192H91V190H89ZM94 192H96V191H94ZM100 192H102V191H100ZM100 192H96V193L99 194ZM111 192H110V195H111ZM93 193H92V195H93ZM112 193L114 194V192H112ZM53 194H54L55 199H59V197H60V196L58 197L59 194L58 195L56 193H53ZM168 194H167L165 189L162 190V195L167 196ZM97 195H95V196H97ZM11 196H12V194H11ZM18 196L21 197L22 195H18ZM18 196L15 195V197L13 196V198H16V197L18 198ZM98 196H101V195H98ZM39 197H41V196H39ZM39 197L36 199H37V201L39 199V202H40ZM93 197H90V198H93ZM107 197L105 198L103 195V198H105V200H109V196H107ZM6 199H8V197ZM6 199H4V200H6ZM86 199H88V197ZM96 199H95V201L97 202ZM14 200H16V199H14ZM90 200H92V199H90ZM101 200H104V199H101ZM93 201L94 200H92V202ZM95 201L93 202L94 204H95ZM104 201H103V203L97 202L96 203L97 205L95 204V206H97L96 208L97 209L100 208L102 206L101 204H105V205L109 204V206H107L109 208L111 202L109 203L107 201L108 202L107 203L105 201V203H104ZM48 202H47V204H48ZM1 203H0V206H1ZM8 203H10V202H8ZM8 203H5V204L7 205ZM42 203H43V201H42ZM88 204H89V202H88ZM88 204L86 203V206ZM91 204H90V206H91ZM10 205H8V206H10ZM64 205H66V204H64ZM80 205H81V203H80ZM8 206H6V207L9 209ZM40 206H42V205L40 204ZM1 207H0V209H1ZM3 207H4V205H3ZM47 207H49V206H47ZM50 208L52 209V206ZM77 208H80V207H77ZM83 208L88 209V208H85L84 206H83ZM83 208L81 207L79 209V211L82 210ZM91 210H93V209L91 208ZM178 210H180V208ZM84 211H86V210H84ZM69 212H70V210H69ZM90 212L91 211H89V213ZM109 212H110V210H109ZM111 212H112V209H111ZM70 213H73V212H70ZM162 213H163L162 214L163 217L161 219L162 226L165 227V229H166V232H167L166 235H168V234L170 235L172 233L171 232V230H172V223L171 222L172 221L170 218V214L168 215V212H167L165 206H164V211ZM152 216H150V217H152ZM141 218H140V220L143 219V218L142 219ZM202 218H203V216H202ZM205 218H206V216H205ZM143 220L145 221L146 218ZM149 220H151V218L150 219L148 218V220H146V221H149ZM207 221H208V219H207ZM207 221H205V222L208 224ZM181 222H183V221H181ZM205 222H201V223H205ZM141 223L142 222H140V224ZM213 223H210L211 226H210V224H209V226H207V225L206 226L212 227ZM148 224H150V222H148ZM140 227L142 228L143 225ZM198 227H200V226H198ZM141 228H140V230H141ZM201 228H202V225H201L200 229ZM143 229L145 230L143 233L145 236L144 237L145 240H143V241H145V242H144V245L142 244L143 247H141L142 252H143V253L142 252L141 253L143 255L141 256V253H140V257H141L140 263L137 259H135V260H137V263H139V264H173L174 259H175L174 264L175 263L181 264L182 260L180 258L178 259V257L175 255L177 253H176V248H174V245L172 247V249L174 250V251L172 250L173 251L172 256H168L166 253V251H169V250H167L168 248H166L167 243L162 242L161 244L157 243L158 244L157 245L155 243L156 241L153 242L152 239H149L151 234L149 235L148 225H147V227H143ZM210 230L212 231L213 229L210 228ZM135 232H136V230H135ZM11 235H12V233H11ZM136 235H138V234L136 233ZM169 235H168V237H170ZM144 238H142V239H144ZM163 238L166 239L165 236H163ZM10 239H13V236ZM167 241H169V240H167ZM14 244H15V242H14ZM171 245H170V247H171ZM1 246H3V245L1 244ZM50 247H52V246H50ZM138 247H139V244H138ZM230 247H233L235 252L232 256H230V259L227 258L228 261L227 260L224 261V259H223V255L225 253V252H223L224 248H230ZM141 248L138 250L141 251ZM165 248H166V250H165ZM134 251H136V250H134ZM137 253L139 254V252H137ZM1 255L5 256L6 254H1ZM1 255H0V257H2ZM177 255H180V254H177ZM203 255H205V254L203 253ZM225 255H226V253H225ZM227 255H228V253H227ZM229 255H230V253H229ZM4 256L2 258H0V264L7 263L6 260L9 257H6V259H5ZM174 256H176L177 260ZM36 263H38V262H36ZM204 264H206V263H204Z\"/></svg>",
    "mask_w": 264,
    "mask_h": 264
}]
</instances>
